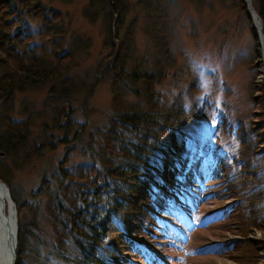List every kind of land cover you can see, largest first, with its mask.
Listing matches in <instances>:
<instances>
[{
	"label": "trees",
	"instance_id": "1",
	"mask_svg": "<svg viewBox=\"0 0 264 264\" xmlns=\"http://www.w3.org/2000/svg\"><path fill=\"white\" fill-rule=\"evenodd\" d=\"M129 3L91 0V7L105 13L104 48L109 52L95 68V81L81 105L85 120L78 122L73 102L87 88L74 72L89 39L70 36L63 15L48 9L44 0H0V180L11 187L12 170L2 156L23 153L18 164L22 167L33 158H42L46 149L57 150L59 144L73 145L81 156L74 161L72 152L63 155L52 176L33 191L36 200L48 197L53 223V243L41 264H182L175 260L181 249L189 248L185 235L192 233L190 229H203L195 226L200 215H205L207 228L212 231L218 226L221 231L215 237L219 242L209 247L213 260L206 264H225L218 261L221 257L236 264H258V252L250 253V260L243 257L249 250L243 252L251 245L249 234L264 231V145L256 130L264 124V95L260 104L254 97L258 109L248 115L247 123L239 121L234 128L243 149L239 159L212 149L208 139L185 148V141L179 143L174 134L189 112L180 98L166 105L158 89L167 80V68L175 64L170 19L166 10L140 0L149 24L146 35L151 52L149 60L142 61L145 69L137 65L129 70L137 53V24L133 21L125 27ZM107 5L116 11L117 19ZM253 6L264 33V0H253ZM234 7L247 15L256 45V29L243 0ZM102 78L110 81L114 111L100 126L91 120L95 111L90 101ZM47 85L42 115L52 110L53 118L50 125L43 124L44 142L29 146L33 118L17 117L15 97ZM129 97L138 100L132 103ZM26 113L21 111V115ZM169 134L173 137L165 140ZM249 158L255 160L253 164ZM36 200L34 218L19 220L16 264L38 260L30 263L26 253L39 227ZM16 203L21 212L24 207L17 199ZM212 203L218 207L210 210ZM34 205L28 204L30 212ZM226 234L241 240H225ZM166 238L163 247L176 241L179 248L165 253L166 260L161 262L153 245L161 247L157 240Z\"/></svg>",
	"mask_w": 264,
	"mask_h": 264
},
{
	"label": "rangeland",
	"instance_id": "2",
	"mask_svg": "<svg viewBox=\"0 0 264 264\" xmlns=\"http://www.w3.org/2000/svg\"><path fill=\"white\" fill-rule=\"evenodd\" d=\"M139 2L140 0H130L125 19V27L133 21L137 24L136 61L129 64V70H133L137 65L145 69L142 61L149 60L151 52V44L146 35L149 24ZM148 2L161 10H166L167 17L170 19L169 25L174 34L172 51L175 64L167 68V80L158 87L165 97L166 105L171 106L177 98H180L182 106L189 112L188 119L178 125L179 130L175 129L174 136L181 144L185 141L187 149L195 143H202L208 139L212 149L222 152L225 156L235 155L239 159L243 149L233 132L234 128L238 126L239 121H242L240 124L247 123L248 115L256 113L258 109L253 100L254 97L258 98L257 102L260 104L264 95L262 93L264 73L259 55L261 46L257 38L256 52L255 41L250 31V21L240 8L234 7L239 4L240 0H148ZM44 5L63 15L65 27L70 36H81L90 41L81 57L80 67L74 72L78 82L84 81L87 88L85 91L81 90L73 102L76 119L78 122H83L85 116L81 105L86 100L91 84L95 81V68L98 62L109 52L104 48L108 31L105 24V13L100 12L97 6L91 7V0H73L69 3L60 0H44ZM106 9L117 19L113 8L107 5ZM97 12L98 17H96ZM33 23L37 24V22ZM251 24L254 26L252 22ZM70 38L68 37L67 43L71 41ZM48 91L49 85L42 89L16 94L17 117L32 116L33 118L29 146L41 145L45 140L42 131L43 124H51L53 111H47L48 115H42ZM91 95L90 107L95 111L91 115V120L101 126L105 123L107 116L114 111L110 81L102 78ZM128 100L134 103L138 99L129 97ZM22 110H26L27 113L21 115ZM190 111L197 113V117L191 116ZM260 112L258 111L259 114ZM262 126H257L256 130L262 137L264 145V124ZM171 137L173 136L169 134L164 139L171 140ZM27 148L29 152L30 148ZM68 152H72L74 161L81 160L77 149L73 151V148L69 147L66 150L60 144L57 150L46 149L42 158H33L29 164L22 167L18 164L21 162L23 153L15 157H1L12 170L11 187L8 185L11 194L13 190L14 196L12 194V197L15 203L17 199L24 207L20 212L16 204L18 220L27 221L34 218L36 209L33 201L36 199L32 196L33 191L41 186L45 177L52 176V170L61 157ZM246 158H248L247 155ZM254 161L249 158L248 163L253 164ZM208 202L205 201V203ZM29 203L34 205L32 212L27 208ZM35 203H37L36 213L39 227L34 230L35 236L28 241L26 253H28L30 263L38 259L36 264H41L53 243V223L48 208V197H37ZM209 207L211 210L217 208L218 205L212 203ZM204 216H198L196 218L198 223L195 225L203 229L197 232L193 228L190 229L192 233L185 235L189 248L181 249L180 257L175 261L182 264H206L213 260L208 256L209 247L219 242L215 237L221 231L217 229L218 226H214L213 228L216 229L212 231L207 228L204 224ZM224 239L241 240V237L226 234ZM248 239L251 245H247L249 248L244 249L243 253L249 250L247 255L243 256L244 259H249L250 253L258 252L261 256L258 264H264V231L256 230L249 234ZM157 241L161 242V247L153 245L155 255H161L163 252L164 261L166 260L165 253H173L174 248H179L174 243L176 241L163 247L162 242H168L167 238ZM176 253L179 255L178 251ZM218 261H223L225 264H236L228 257H221ZM139 264L145 263L140 262Z\"/></svg>",
	"mask_w": 264,
	"mask_h": 264
},
{
	"label": "bare ground",
	"instance_id": "3",
	"mask_svg": "<svg viewBox=\"0 0 264 264\" xmlns=\"http://www.w3.org/2000/svg\"><path fill=\"white\" fill-rule=\"evenodd\" d=\"M251 5V12L254 13L253 11V5L252 2L253 0L248 1ZM256 12V11H255ZM256 26L259 27V19L256 18ZM263 73H264V65H262ZM3 195V203L1 204V210H0V264H11V257L13 253V241L15 238V231L14 234L11 236L9 235L8 228L10 227L13 228L15 226V217H16V209L15 207L12 206L10 199L7 196L6 191L0 186V196L2 197ZM12 201V199H11ZM2 203V202H1Z\"/></svg>",
	"mask_w": 264,
	"mask_h": 264
},
{
	"label": "water",
	"instance_id": "4",
	"mask_svg": "<svg viewBox=\"0 0 264 264\" xmlns=\"http://www.w3.org/2000/svg\"><path fill=\"white\" fill-rule=\"evenodd\" d=\"M243 1L245 2L246 6H247L248 15H249L250 19L252 20L253 25H254V27L256 29V35L258 36L259 43H260V46H261V54H260L261 65H264V33L262 31L263 25H262V22H261V20H260V18L258 16L257 12H255V9H254L253 6L252 7H253L254 13L251 12V7H250L251 4L248 2L249 0H243ZM256 18L259 19V27L256 26V24H255L256 23V21H255ZM0 186H2V188L6 191L7 196L10 199V192H9L8 186L1 180H0ZM4 197H3V195H2V197L0 196V210H1V204H3V206L5 205L3 203V198ZM11 199H10V202H11L12 206L15 207V203H14L13 199H12V201H11ZM14 231H15V238H13L14 239V241H13V245L14 246L12 248L13 249V253H12V257H11V264H16V262H17V247H18V232H19L18 223H17V217H15V226H13V228H11V230H10V227L8 228V232H9L10 238L14 234Z\"/></svg>",
	"mask_w": 264,
	"mask_h": 264
}]
</instances>
